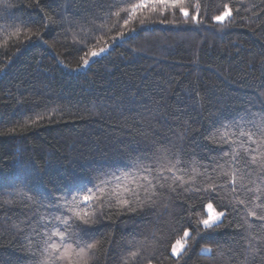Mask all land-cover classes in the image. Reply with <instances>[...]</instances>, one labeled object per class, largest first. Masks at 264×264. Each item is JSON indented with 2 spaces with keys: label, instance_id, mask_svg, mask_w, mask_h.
<instances>
[{
  "label": "trees",
  "instance_id": "1",
  "mask_svg": "<svg viewBox=\"0 0 264 264\" xmlns=\"http://www.w3.org/2000/svg\"><path fill=\"white\" fill-rule=\"evenodd\" d=\"M224 3L247 10H234L221 24L213 18ZM124 6L129 0H0V38L5 29H21L11 46L0 48V264L42 259L32 250L39 253L43 237L28 219H37V206L3 204L15 188L27 183L39 198L53 200L55 192L125 169L157 146L182 155L185 166L223 162L228 145L212 143L210 131L238 116L264 115V0H185L188 17L179 9L145 10L126 26L112 15ZM100 48L98 56H85ZM83 58L89 63L82 67ZM38 114L44 118L27 126ZM163 193L151 208L112 209L91 225L77 221L87 241H100L90 264H123L130 251L140 254L129 264H238L245 243V228L236 227L240 215L229 208L219 228L204 230L197 214L207 200ZM185 231L186 248L173 256ZM247 231L255 246L250 264H264V244L257 242L264 229ZM205 246L213 253L202 254Z\"/></svg>",
  "mask_w": 264,
  "mask_h": 264
},
{
  "label": "snow or ice",
  "instance_id": "2",
  "mask_svg": "<svg viewBox=\"0 0 264 264\" xmlns=\"http://www.w3.org/2000/svg\"><path fill=\"white\" fill-rule=\"evenodd\" d=\"M129 2L130 6L120 7L112 13L117 20L123 19L125 26L145 10L163 15L167 10L179 9L185 17L189 16L185 0H129ZM195 7L198 13L199 4ZM234 10L239 15L241 11L247 9L237 5L230 7L229 3H224L223 11L213 19L223 24L226 19L233 17ZM122 13H126L127 18L122 17ZM191 19L197 21L198 15H192ZM106 26V22L98 25L100 28ZM20 35L21 29L11 32L5 29L3 37L0 38V48L7 49L14 42V38H19ZM120 35L123 36V33ZM104 51V48H100L99 52L91 51L85 53V56L96 57ZM88 63L89 59L83 58L81 66ZM43 118L38 114L35 120L26 121V125L36 124ZM177 135L178 139H183L184 132ZM209 140L220 146L228 145L229 150H225L221 155L223 162L201 165L196 161H190L185 166L186 162L182 155L174 154L167 146H157L150 155L136 156L125 169L103 173L96 176L92 183L67 193L55 192L53 200L39 198L32 186L25 183L15 188L14 192L10 193L14 198L4 200L3 204L14 206L27 201L29 205L37 206L36 212L33 213L37 219L28 218L33 233L43 237V246L39 253L35 249L32 250L33 255L42 256L36 264H90V253L97 248L100 241H87L85 239L87 233L79 228L77 221L80 224L91 225L96 222L98 215L103 216L106 211L112 209L123 214L154 207L157 197L164 194L165 189L176 194L197 193L198 200L208 201L204 204L203 212L197 214V222L203 225L204 230L219 228L228 217L229 208L233 215L241 216L243 224L237 223L236 227L245 228V233L240 236L245 243L242 248L244 255L238 264H250L249 247L254 249L255 246L251 245L252 238L247 230L253 227L264 229V115H261L259 120L248 119L245 116L225 120L210 131ZM198 177L201 178L199 181ZM229 184L232 186L231 189L228 188ZM229 192L232 194L231 198L226 195ZM217 198L226 200L227 203L217 204ZM240 206L246 210V215H241ZM40 209H43V212ZM50 209L58 211L53 212ZM249 218L251 221H259L260 224L254 225ZM11 226L22 230L19 224L13 223ZM188 236V231H185L184 237L175 241L171 249L173 256L182 254L187 244L184 238ZM257 242L264 244V236L259 237ZM29 243L31 244V241ZM213 251L212 246L201 249L205 255H210ZM139 254L138 251H130L123 264H129V261L135 260Z\"/></svg>",
  "mask_w": 264,
  "mask_h": 264
},
{
  "label": "rangeland",
  "instance_id": "3",
  "mask_svg": "<svg viewBox=\"0 0 264 264\" xmlns=\"http://www.w3.org/2000/svg\"><path fill=\"white\" fill-rule=\"evenodd\" d=\"M171 253H172V251H171Z\"/></svg>",
  "mask_w": 264,
  "mask_h": 264
}]
</instances>
